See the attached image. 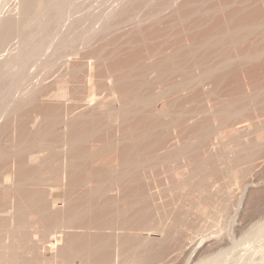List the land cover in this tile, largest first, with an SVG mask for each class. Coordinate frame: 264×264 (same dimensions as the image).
<instances>
[{
    "label": "bare ground",
    "instance_id": "1",
    "mask_svg": "<svg viewBox=\"0 0 264 264\" xmlns=\"http://www.w3.org/2000/svg\"><path fill=\"white\" fill-rule=\"evenodd\" d=\"M119 3L66 25L75 0H18L0 20V49L21 44L0 65V114L20 123L0 145V264L173 262L181 232L222 233L264 150V0ZM43 56L58 75L14 99Z\"/></svg>",
    "mask_w": 264,
    "mask_h": 264
},
{
    "label": "rangeland",
    "instance_id": "2",
    "mask_svg": "<svg viewBox=\"0 0 264 264\" xmlns=\"http://www.w3.org/2000/svg\"><path fill=\"white\" fill-rule=\"evenodd\" d=\"M120 1L119 0H89V1L88 0H75V3L76 4L79 3L78 5H80L76 9L77 10L79 8L80 9L78 11H76V9H69L67 11V14H66V20L67 21L65 22V24L68 25L67 23H69V21L71 19L73 20V18L76 19V18H79L80 16H82L84 14L87 15L89 9H90V11H92L91 14L102 13L103 10H104L103 12L105 14L109 13L111 11V9H115L117 7L118 8L120 7V3H119ZM181 1L182 0H180V3L184 2V0L182 2ZM17 3H18V0H0V20L7 18L11 15L12 16H15V15L18 16L20 9H19V5ZM118 4H119V6H118ZM70 11H71V13H69ZM90 11H89V13H90ZM74 14H76V15H74ZM88 21L86 20L83 24L84 26L82 25L81 28H84V29L88 28L90 25V22H88ZM97 26L98 25H96V27ZM65 30H66V26H65ZM20 47H21L20 39L17 36H14V38H12L11 41H9V43L6 45V47H4L5 49L4 48L0 49V51L2 52V53L0 52V65L2 62L7 60L11 56V54L15 55V54L19 53ZM47 56H48V53H47ZM43 57L40 60L41 62L38 60L39 62L33 61V62L29 63L30 65L27 68V72L29 71L28 73H30L29 77H28L29 79L25 80L26 82L24 81L23 82L24 84L22 83L23 85H21V87L23 86L22 87L23 89L20 87V88L16 89V91L13 92V96H15L14 99L19 100L20 98L24 97V95H26L28 93V91H31L32 89H34V87L35 88L39 87L38 84L39 85L43 84V86L46 84L49 85L55 79L52 77H56V75H58V74H54V76H53L52 74H50L47 70H45L41 66L43 63L42 59L44 60L46 58V57H44V58ZM262 59H263V61L260 60V62H262V63L259 62L260 65H264L263 64L264 63V57ZM37 66L40 69H38ZM263 69H264V66H263ZM16 70H17L16 68L13 69V71H16ZM262 70H261V72L260 71L259 72L260 73L264 72V70L263 71ZM43 71H44V73H43ZM46 72H47V74H46ZM259 74H258V77H260V79H262L263 83H264V73H262V78H261V75L259 76ZM30 75H31V77H30ZM45 75H46V77H44ZM48 75H51V77L50 76L48 77ZM240 77H241V75H240ZM242 77H241V79L244 78V77L243 78ZM45 78H47L48 80H45ZM262 80H260V81H262ZM49 81H51V82H49ZM13 105H14V103L10 102L9 106L11 107ZM10 107H8V108H10ZM10 109L12 110V108H10ZM9 113L12 114L13 112H7V114H4V113L0 114V132L4 129L3 127H5L7 125L8 121L10 123V131L12 132V130H13V132L11 134L9 133V135L11 137H9V135H7V136L3 135L4 136L3 139H2V135L0 134L1 135L0 145H2L3 142L5 143V141L7 142V139L12 140L13 142L16 143L17 139L19 137V135H18L19 132H17L19 129L16 128V126L19 128V125H20L19 117L15 114L10 115ZM16 117H18V118H16ZM11 122L13 123V125L11 124ZM246 123H249V122H246ZM237 126L241 127V126H244V124H238ZM226 130H228V129H226ZM1 133H3V132H1ZM173 133L175 134V132H173ZM174 134H172V136ZM16 135L18 137H15ZM250 135L251 134H249L246 138L250 137ZM252 135H255V134L252 133ZM251 137L254 138L253 136H251ZM251 137H250V139H252ZM6 144H3L2 146H4V145L6 146ZM8 144H9V141H8ZM262 147H264V146H262ZM257 148H259V147H257ZM259 154L260 155L258 156V158L256 157L257 161H254L255 162L253 164L254 166H252V168L253 167H255V168H253V171H252V169H250L252 171V173L249 171V175H248L249 177L247 176L245 178L247 180L244 179V182L245 181L246 182L244 183L243 181H240V183L238 185H235V183L232 182L234 185L233 189H235V193L233 194V198H232L234 200L230 199V201L232 203L229 201V204L231 203L230 206L231 205H233V206H232V208H230V212H227L228 214L224 218L225 221L222 220V222H225L224 230L222 231V233L220 232L219 236H218V234H216V231L218 232L219 228L217 226H215L214 224H212V225L210 224V222L212 223V221H210L212 219L209 220L210 221L209 223H207L205 226H203L204 229H203V227H200V230L198 228V231H197V229H195V231H197L196 233H195V231H193L194 228L193 229L191 228L195 234L193 232L190 233L189 231H188V233H190L191 235L188 233L186 234L187 230H185L186 232H184V231L181 232L180 234L184 233V236L183 235H181V237L179 236L176 239V241H178V242L180 241L183 245L180 242H179L180 245H179V243H176L175 245H177V244L178 245L175 246V248L178 246L184 247V244H185L184 248H186V249L188 248V249L187 250L185 249L186 252L177 255L175 258V261L170 262L171 264L172 263L173 264H200L202 261L205 260V258L208 255L212 257V256H215V254L217 255L219 253H222L223 251L224 252L226 251V253L220 256V259L217 261V264H220V263L221 264H264V235L257 236L258 238L255 237V235H253V238L250 237V235L253 233V229L256 227V225H258V223L264 222V150H261V153H259ZM163 176H164V174L157 177L158 181L159 180L161 181V182L159 181L157 183V186H159L160 188L159 189L156 188L154 190L159 191V190H161L162 185L164 186L166 184V181H165ZM162 179H163V181H162ZM154 186L155 185L153 184V187ZM159 197H161V196H159ZM162 198L166 199L165 195H164V197L162 196ZM162 198H160V199L157 198V200L163 201L164 199H162ZM259 218L261 219V221ZM190 221H192L189 223L190 225L193 222L195 223V219L190 220ZM209 226H213V227H209ZM205 227H206V229H205ZM187 236H188V238H187ZM189 236H192V237L189 238ZM193 237H195L194 240L192 239ZM218 237H219V240H218ZM247 237H250V238L247 239ZM201 238L203 241L201 240ZM191 240H193L194 245L192 244ZM245 240H247V241H245ZM201 241L203 242L202 244L200 243ZM183 242H187V245H186V243H183ZM188 243H189V245H188ZM172 248H174V247H170V249H167L168 252ZM163 254H164V252H163ZM199 258H201V260H202V261L200 260L201 262L198 261ZM159 261L160 260H154L153 264H154V262H158L155 264H161V263L164 264L163 262L159 263ZM170 263L168 262L167 264H170Z\"/></svg>",
    "mask_w": 264,
    "mask_h": 264
}]
</instances>
